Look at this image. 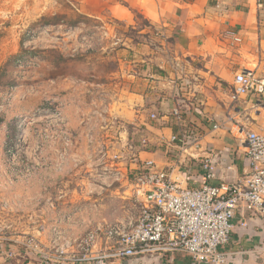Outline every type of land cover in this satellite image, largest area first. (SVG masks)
Here are the masks:
<instances>
[{"label":"rangeland","instance_id":"obj_1","mask_svg":"<svg viewBox=\"0 0 264 264\" xmlns=\"http://www.w3.org/2000/svg\"><path fill=\"white\" fill-rule=\"evenodd\" d=\"M83 3L0 0V264H72L90 231L142 206L127 174L147 134L117 101L165 36L126 1L127 20Z\"/></svg>","mask_w":264,"mask_h":264},{"label":"crops","instance_id":"obj_2","mask_svg":"<svg viewBox=\"0 0 264 264\" xmlns=\"http://www.w3.org/2000/svg\"><path fill=\"white\" fill-rule=\"evenodd\" d=\"M121 1L163 31L167 51L147 56L138 51L134 60L141 62L135 71L137 84L117 101L124 119L145 127L147 148L136 160L167 169L182 188L202 183L205 172L201 163L208 160L215 170L214 179L206 180L208 185L242 182L250 172L244 136L247 131L264 135V109L249 98L233 101L231 91L240 72L264 78V0L261 8L256 0H83L79 9L90 17L107 11L127 20L129 11ZM227 32L240 42L225 37ZM178 101L187 122L202 132L200 150L195 151L198 166L188 173L180 165L183 159L178 157V149L169 141L178 130L171 116ZM231 224L229 241L220 248L226 264H264V223L241 212ZM98 237L94 251L109 252L114 242L101 232ZM144 262L194 264L186 255L169 253L109 260L108 264Z\"/></svg>","mask_w":264,"mask_h":264},{"label":"built area","instance_id":"obj_3","mask_svg":"<svg viewBox=\"0 0 264 264\" xmlns=\"http://www.w3.org/2000/svg\"><path fill=\"white\" fill-rule=\"evenodd\" d=\"M260 2L256 0L259 8ZM225 37L240 42L231 32ZM242 97L264 109V78L250 72L236 74L231 99ZM181 103L178 101L171 112L178 130L169 141L178 149V157L183 159L180 165L188 173L198 166L195 151L200 150L202 132L187 122ZM244 144L250 172L236 184L208 185L206 180L215 176L213 162L208 160L201 163L205 172L202 183L182 188L167 169L134 157L127 181L142 204L136 220L126 226H105L89 232L78 243L72 264H108L109 260L154 258L161 253L186 255L194 264H226L220 248L229 241L235 215L248 213L264 223V135L247 131ZM100 232L114 242L109 252L94 251Z\"/></svg>","mask_w":264,"mask_h":264}]
</instances>
